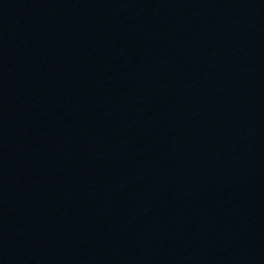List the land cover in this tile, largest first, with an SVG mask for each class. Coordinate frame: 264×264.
<instances>
[{"label":"water","instance_id":"water-1","mask_svg":"<svg viewBox=\"0 0 264 264\" xmlns=\"http://www.w3.org/2000/svg\"><path fill=\"white\" fill-rule=\"evenodd\" d=\"M147 92L264 187V0H0Z\"/></svg>","mask_w":264,"mask_h":264}]
</instances>
